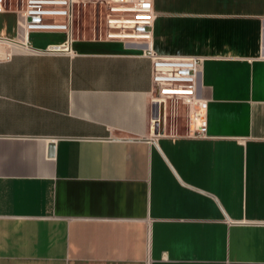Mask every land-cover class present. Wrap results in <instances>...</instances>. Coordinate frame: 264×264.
I'll return each mask as SVG.
<instances>
[{
  "label": "crops",
  "instance_id": "obj_1",
  "mask_svg": "<svg viewBox=\"0 0 264 264\" xmlns=\"http://www.w3.org/2000/svg\"><path fill=\"white\" fill-rule=\"evenodd\" d=\"M153 4L155 51L204 59L205 137L153 125L143 49L46 52L0 11V264H264V0Z\"/></svg>",
  "mask_w": 264,
  "mask_h": 264
},
{
  "label": "built area",
  "instance_id": "obj_2",
  "mask_svg": "<svg viewBox=\"0 0 264 264\" xmlns=\"http://www.w3.org/2000/svg\"><path fill=\"white\" fill-rule=\"evenodd\" d=\"M87 2L98 8L93 39L117 40L139 47L151 59L153 102L159 104L158 116L152 118L153 125L167 123L169 110L173 119L177 117L181 102L185 106L189 134L205 137L208 101L200 95L204 59L201 56L169 57L155 51L152 46L156 17L153 0H18L17 11L23 18L20 22L23 34L20 36L27 37L31 32H61L65 34V40L49 44L45 51H71L75 21ZM6 4L7 0H0V11L6 9ZM77 33L80 34V27ZM13 43H19V38L14 41L0 37V55H3L2 44L11 47ZM261 57L264 58V24L261 29Z\"/></svg>",
  "mask_w": 264,
  "mask_h": 264
},
{
  "label": "rangeland",
  "instance_id": "obj_3",
  "mask_svg": "<svg viewBox=\"0 0 264 264\" xmlns=\"http://www.w3.org/2000/svg\"><path fill=\"white\" fill-rule=\"evenodd\" d=\"M97 10L98 8L96 7V5L91 2H87L86 5L82 7L81 14L78 18H76V21H75L76 32H77L78 27H80L81 34L86 35L88 38L93 37L94 27L98 20ZM38 39H39V36L34 35V40L37 41ZM183 118H186L185 106L182 105V103L180 102L179 115L173 119L172 111L169 110L167 122L170 124V126H173V125L175 126L178 121L181 123Z\"/></svg>",
  "mask_w": 264,
  "mask_h": 264
},
{
  "label": "water",
  "instance_id": "obj_4",
  "mask_svg": "<svg viewBox=\"0 0 264 264\" xmlns=\"http://www.w3.org/2000/svg\"><path fill=\"white\" fill-rule=\"evenodd\" d=\"M158 112H159V104L155 103L153 106V116H158ZM53 153H54V144L50 145V154Z\"/></svg>",
  "mask_w": 264,
  "mask_h": 264
}]
</instances>
